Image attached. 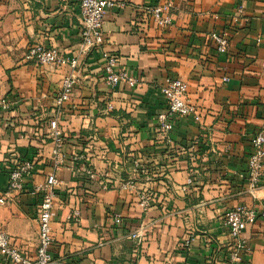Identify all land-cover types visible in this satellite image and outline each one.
Returning a JSON list of instances; mask_svg holds the SVG:
<instances>
[{
    "label": "crops",
    "instance_id": "crops-1",
    "mask_svg": "<svg viewBox=\"0 0 264 264\" xmlns=\"http://www.w3.org/2000/svg\"><path fill=\"white\" fill-rule=\"evenodd\" d=\"M101 51L78 53L77 0H0V196L19 158L35 160L32 179L48 172V122L64 78L73 89L59 121L66 166L56 177L52 257L61 264H264V225L258 219L237 250L222 224L226 212L264 211V171L252 194L241 178L250 141L264 129V0H108ZM169 2L171 25L159 28L144 11ZM238 7L242 19L233 20ZM224 34L229 48L216 53L209 35ZM42 45L79 60L68 67H38L26 58ZM101 52L139 81L136 90L103 82ZM167 76L187 85L200 123L175 119L168 141L156 117L165 112L159 88ZM226 79L227 82H223ZM107 106L112 111L106 112ZM79 155L100 180L84 181L73 169ZM144 162L146 173L133 162ZM134 189L120 192L121 182ZM190 182V183H189ZM152 198L143 211L139 196ZM38 198L14 194L0 207V229L24 257L38 246ZM79 212L77 223L70 219ZM122 217L120 226L113 216ZM139 232L141 242L130 239ZM189 244L186 247L185 241ZM238 260H230L232 253ZM0 264H6L0 258Z\"/></svg>",
    "mask_w": 264,
    "mask_h": 264
},
{
    "label": "built area",
    "instance_id": "built-area-1",
    "mask_svg": "<svg viewBox=\"0 0 264 264\" xmlns=\"http://www.w3.org/2000/svg\"><path fill=\"white\" fill-rule=\"evenodd\" d=\"M79 9V24L81 27L80 45L78 53L87 56L94 51H101L104 42L103 24L106 11L114 8V4L108 0H77ZM169 2H163L157 6L146 7L144 11L150 16L159 28H166L171 25V9ZM235 21L242 19L247 23L243 14V8L238 7L233 15ZM214 43L216 53L225 55L228 52L229 41L226 35L212 32L209 35ZM26 58L38 67L62 68L68 67L75 70L79 66L77 58H67L57 50H49L42 45H35L28 49ZM103 61V82L115 88L117 85H124L129 90H136L139 81L128 74L125 69L118 66L117 58L101 52ZM223 82H227L223 79ZM74 80L72 76L64 78L61 82L59 92L54 100L53 117L48 122V139L51 141V149L47 160L48 172L45 179L40 184L31 185L26 189L27 183L32 179L34 164L30 161L18 162L7 177L5 190L0 196V207L6 205L12 195L23 194L38 198L36 213L38 246L33 258L24 257L12 246L10 237L0 229V258L6 264H61L56 261L51 254L52 249V218L54 210V200L56 199V188L61 185L56 174L66 166L64 153L65 142L62 130L59 128V121L63 114L64 105L69 102ZM160 94L166 102L165 112L157 115L156 122L160 133L168 141V134L172 130L175 119L191 117L195 122L200 123L201 114L197 106L191 101L187 93V85L178 78L167 76L159 88ZM0 109L8 111L9 106L5 100H0ZM112 111L111 106H107L106 112ZM72 169L81 174L84 181L98 182L102 190H113L114 185L100 180L97 173L91 168L86 159L79 155H73ZM135 170L141 174L146 173L144 162L135 160L133 162ZM264 171V129L258 130L250 141V153L247 159L246 171L241 178L246 181V190L252 194L261 184ZM190 183V182H189ZM117 189L120 192H130L134 189L131 180L119 183ZM153 204L152 198L146 193L139 196V207L145 211ZM75 223L79 220V212L74 211L70 217ZM258 219L264 225V211L258 215L245 208L231 210L224 214L222 224L226 228L229 238L235 243L237 250H242L241 236L249 225L254 224ZM113 225L120 226L123 222L121 215L113 216ZM264 236V234H263ZM130 239L141 242L139 232L132 233ZM189 241H185L187 247ZM230 260H238V254L232 253Z\"/></svg>",
    "mask_w": 264,
    "mask_h": 264
},
{
    "label": "trees",
    "instance_id": "trees-1",
    "mask_svg": "<svg viewBox=\"0 0 264 264\" xmlns=\"http://www.w3.org/2000/svg\"><path fill=\"white\" fill-rule=\"evenodd\" d=\"M21 161H30V162H32V163L34 164V166H35V160H34V159H32V158H19L18 160H16V161L14 162V164H13L12 167H14L18 162H21Z\"/></svg>",
    "mask_w": 264,
    "mask_h": 264
}]
</instances>
